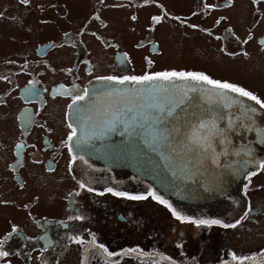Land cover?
Instances as JSON below:
<instances>
[{
  "label": "flooded vegetation",
  "instance_id": "af4514ba",
  "mask_svg": "<svg viewBox=\"0 0 264 264\" xmlns=\"http://www.w3.org/2000/svg\"><path fill=\"white\" fill-rule=\"evenodd\" d=\"M238 3L243 4L241 23L235 14ZM192 7L202 17L196 33L215 51L204 55L206 49H200L203 59L251 61L257 54L264 61L263 0H193ZM167 8L164 0H0V27L8 20L29 34L25 38L24 32L16 33L20 39L12 35L14 41L26 40L27 46L0 58V250L9 252L0 257V264H264V170L259 167L264 158L234 211L215 219L236 227L200 226L211 233L198 245L199 258L193 262L155 217L152 232L147 231L152 221L143 216V204L164 205L150 196L137 201L107 191L147 196L154 192L150 186L133 178L117 179L109 168L93 166L74 155L68 141V125L74 127L68 107L72 98L106 82L102 77L195 72L242 87L264 101V78L258 77V88L231 80L237 64L223 69L229 74L224 78L211 70L169 67L164 62L170 56L162 46V20H156L169 13ZM111 11H125V16L118 18ZM143 13L148 16L142 20ZM164 18L187 21L170 14ZM54 25L58 33L50 31ZM119 26L125 27L124 36L109 37ZM99 49L107 50L101 67L105 74L94 71L101 65L102 58L93 60ZM139 60L145 64L142 70ZM214 235L224 240L222 252L217 255L212 249L205 260L203 253L213 245Z\"/></svg>",
  "mask_w": 264,
  "mask_h": 264
},
{
  "label": "water",
  "instance_id": "95a60500",
  "mask_svg": "<svg viewBox=\"0 0 264 264\" xmlns=\"http://www.w3.org/2000/svg\"><path fill=\"white\" fill-rule=\"evenodd\" d=\"M71 113L74 155L143 181L196 220L229 213L264 157V108L206 84L97 83Z\"/></svg>",
  "mask_w": 264,
  "mask_h": 264
},
{
  "label": "rangeland",
  "instance_id": "374dc122",
  "mask_svg": "<svg viewBox=\"0 0 264 264\" xmlns=\"http://www.w3.org/2000/svg\"><path fill=\"white\" fill-rule=\"evenodd\" d=\"M167 5V11L169 13H164L162 17L159 18V21L162 20L160 27L162 28L161 32L163 35L162 37V46L165 52L168 53L170 56V60L164 61L169 67H176V68H193V69H201L205 73L207 70L215 71L218 77L224 78L225 76L228 77V73H224L223 69L226 66H231L233 64H237V68L239 69L237 73H235V69L233 73H231V80L242 82L247 86H250L252 88L256 86H260V78H264V61L257 55H254V58L250 61H229L226 59L217 60L216 58L213 59L214 61L205 60L203 59L205 56H202L203 48L206 49V53L204 55L208 54H214L215 51L212 49L211 44L208 42V39L201 36L197 32V26H199L202 22V17L196 10H192L193 6V0H164ZM264 1V0H263ZM76 2L80 3L82 0H76ZM87 4L90 3V0H85ZM192 4V5H191ZM239 9L235 14L237 16L240 15V23H241V16L243 15V4L238 3L237 6ZM118 14V18L125 16V11H111V15ZM143 13V19H146L148 14ZM170 14L173 17L176 18H186L187 21L185 24L177 23L176 21L168 18H164L165 15ZM36 19V18H35ZM112 21V20H111ZM30 22L32 24L35 23L34 19L31 18ZM70 22V21H68ZM71 23V22H70ZM262 24L264 26V18L262 20ZM8 26V27H7ZM33 28V27H32ZM124 28V29H123ZM26 29V28H25ZM34 29V28H33ZM124 26H119L115 28L111 34H109V37H113L112 34H115L120 39L124 36ZM37 29L35 30V32ZM51 32L58 33L57 27L54 25V29H50ZM18 32H24L25 38L29 34L25 30L19 31L14 26L12 27V24L7 22H3V24L0 27V58H6L8 55L19 52L23 50L24 44L26 43V40L23 42L14 41L12 40L11 36H15L18 39ZM5 33V36L3 35ZM8 33H10L8 35ZM37 34V33H36ZM2 37V38H1ZM135 38V37H133ZM2 40V41H1ZM95 42H98L95 40ZM25 46H27L25 44ZM199 49V50H198ZM202 49V50H200ZM114 50L110 49V53ZM95 52V50H94ZM101 52V55L99 56ZM241 52V50H240ZM90 53V52H89ZM107 50H100L98 51L96 57L93 60L101 59V65L100 68L94 67V71L101 72L102 74H105L104 70L101 68L103 66V57L106 55ZM247 55V53H246ZM245 53L238 54L240 57L246 56ZM60 56V54H59ZM181 56V57H180ZM140 61V60H139ZM138 67L140 70L143 69L142 66H145L143 62H138ZM204 69H206L204 71ZM112 72L115 73V71L112 70ZM235 73V74H234ZM209 76V75H208ZM213 80L221 81L218 78H213ZM225 82V81H221ZM258 88V87H256ZM263 93L264 91L260 89ZM72 118V113H71ZM75 127V126H74ZM63 165V161L60 163V166ZM34 185L32 184L31 190H34ZM147 186V185H146ZM146 189V188H145ZM241 199V198H240ZM238 201V200H237ZM145 212L143 213V216L150 219L152 221L149 225L148 232H152V228L155 226L153 224V218L158 221V225L161 227V229L164 231V229L167 231L169 236H171V240H177L175 244L180 245L182 253L186 257L194 258L193 262L197 258H199V251H198V245L202 243V240H204L209 233H211L209 230H203L202 227L198 228V230H194L190 228L189 226L179 225L176 222H174L172 218V213L167 212L164 206L159 205L158 207L153 206L150 203L143 204ZM236 205L234 203V206L232 210L227 213L225 216L231 214ZM224 216V217H225ZM183 227H187L189 230H185V234L183 236L182 229ZM202 229V230H201ZM213 245L208 248L206 251V254L203 253L202 258L205 260H208V258L213 255L212 249L214 252H216L217 255H219L222 252L223 249V238L219 236H213ZM234 238V237H233ZM238 245H246L243 240H235ZM188 246H185V245ZM183 245V248H182ZM212 253V254H211ZM176 256H178L177 252L175 253Z\"/></svg>",
  "mask_w": 264,
  "mask_h": 264
},
{
  "label": "snow or ice",
  "instance_id": "6c2138e0",
  "mask_svg": "<svg viewBox=\"0 0 264 264\" xmlns=\"http://www.w3.org/2000/svg\"><path fill=\"white\" fill-rule=\"evenodd\" d=\"M21 3H27V0H21ZM135 19V17L133 18ZM157 22H159V18H156ZM247 43V41H245ZM246 55V53H245ZM101 80H104L106 82L110 83H116V84H125V83H134V84H153L154 81H165L169 83H174L175 80H184V81H192L195 84H206L210 85L213 89H218L221 91V93H235L236 95L240 97L247 98L250 101H254L255 104L259 105L260 108H264V101H261L257 96L253 95L251 92L245 90L242 87H238L232 83L228 82H221L217 80H213L209 78V76L201 73H195V72H162V73H155V74H146L141 77H136V76H125L122 79H117L112 76L108 77H102L100 78ZM194 90V89H193ZM88 95L87 89L84 90L83 95H77L72 98V103L69 104V109H72L74 105H77L80 101H84L85 97ZM250 111H254V109H251ZM77 119H81L82 117L80 116L79 110H77ZM206 125L201 122L199 125L200 128H204ZM69 129H71L70 134L68 135V141L71 142L73 141V138L77 136V130L72 126L70 123L68 125ZM77 147H79V143H77ZM203 147V145H201ZM76 157H73V161H75ZM82 159V158H81ZM262 170H264V163L260 164L259 166ZM252 175H255L253 173ZM249 179H251V176H249ZM81 187H84V185H81ZM91 191V189H89ZM108 192H110L113 196H120L129 200H145L149 196L153 199L156 200L158 203L164 205L171 211L172 215L175 217L176 220L181 221V222H187L196 225L197 227L200 226H208L211 227L212 225H220L221 227H236V225H221L220 221L218 220H189L186 217L180 215L175 209L172 208L170 204H168L167 201L163 200L161 197L156 195L154 192H149L147 196L145 195H127L122 192H115L111 188L107 189ZM98 195H103V193H97ZM247 215V214H246ZM76 220H80V216L74 217ZM13 232H16V229L13 228ZM97 247H102V245H98ZM104 251L107 253V249H104ZM108 255H114L112 253H107ZM9 255L8 251H3L0 250V257H7Z\"/></svg>",
  "mask_w": 264,
  "mask_h": 264
},
{
  "label": "bare ground",
  "instance_id": "6f19581e",
  "mask_svg": "<svg viewBox=\"0 0 264 264\" xmlns=\"http://www.w3.org/2000/svg\"><path fill=\"white\" fill-rule=\"evenodd\" d=\"M202 104H204V103H202ZM210 107V106H209ZM206 108V107H205ZM212 112H215V110H214V108H212ZM73 125L75 126V127H77V125H78V123L76 122V123H73ZM246 127L249 129V125H246ZM237 135V134H236ZM236 135H234V136H236ZM232 137V136H231ZM144 139V138H143ZM231 140V139H230ZM237 141H239V140H236V142ZM209 157V156H208ZM209 158H211V157H209ZM216 183L217 184H219V185H221L222 183L224 184V182H223V180L222 179H218L217 181H216Z\"/></svg>",
  "mask_w": 264,
  "mask_h": 264
}]
</instances>
